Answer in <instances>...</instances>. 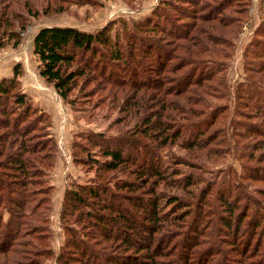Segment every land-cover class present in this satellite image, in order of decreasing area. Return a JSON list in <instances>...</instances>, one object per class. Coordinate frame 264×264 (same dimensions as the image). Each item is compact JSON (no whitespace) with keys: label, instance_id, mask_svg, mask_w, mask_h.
I'll return each mask as SVG.
<instances>
[{"label":"trees","instance_id":"1","mask_svg":"<svg viewBox=\"0 0 264 264\" xmlns=\"http://www.w3.org/2000/svg\"><path fill=\"white\" fill-rule=\"evenodd\" d=\"M239 1L223 0L222 4V0H183L181 5L168 0L165 5L182 19L197 21L194 26L170 27L166 12L155 7L149 21L124 24L129 43L119 34L111 39V28L107 27L85 32L55 25L41 27L35 33L32 43L39 75L52 84L64 102L75 105L70 95L77 78L87 73L96 90L107 93L111 103L119 101L118 93L126 86L133 93L119 105L124 115L115 121L118 128V121L126 122L122 126L124 135L110 138L74 133L72 159L93 168L95 177L85 183L72 180L63 191L60 219L65 241L54 258L56 264H264V199L259 194L264 186L258 184L264 183V165L252 152L254 147L261 148L262 142L242 143L248 134V126L242 122L244 114L234 120L235 141L230 150V155L242 163L243 172L222 161L210 178L184 174L179 167L207 171L208 167L194 168L191 163L211 151L212 165L216 164L230 149L221 139V147L216 150V138L211 137L216 124L224 125L227 116L228 109L221 103L230 93L223 74L226 60L222 59L233 42L223 39L222 32L215 29L226 27L235 37L240 19L230 15ZM11 2L13 6L19 4V0ZM209 4L212 6L207 8ZM20 8L25 13L1 11L0 46L9 42L17 46L31 17L59 11L52 5L40 11L30 0ZM146 29L176 38L174 53L169 49L163 62L157 58L156 63L146 64L143 56L151 52L149 41H142ZM259 31L263 36L264 22ZM259 43L248 51L251 61L264 57ZM180 49L182 52H178ZM175 54L176 63L171 62ZM109 64L120 69L128 64V70L140 78L127 85L125 77L110 76ZM182 64H189L190 69L184 82L170 85L171 75L182 70L184 66L177 69ZM251 71L263 74L264 62ZM151 73L155 75L152 80ZM22 74V66L16 64L12 76L0 80V264H45L44 259L51 257L52 238L49 215L53 186L48 177L58 146L49 115L22 92ZM255 81L249 77L246 83L264 90ZM237 95V104H244L248 110L244 113L254 115L264 126V93L241 90ZM211 99L214 102L210 105ZM133 113L138 117H132ZM207 114L210 121L202 120ZM128 121L131 124L127 126ZM37 126L44 136L41 142L31 134ZM250 128V134L264 135L257 122ZM79 140L84 142L79 144ZM174 145L175 150L167 148ZM159 147L167 148L168 153L163 154ZM172 190L180 194L172 195ZM89 238L104 249L98 251L87 243ZM115 249L126 257L107 253Z\"/></svg>","mask_w":264,"mask_h":264},{"label":"rangeland","instance_id":"2","mask_svg":"<svg viewBox=\"0 0 264 264\" xmlns=\"http://www.w3.org/2000/svg\"><path fill=\"white\" fill-rule=\"evenodd\" d=\"M167 1L168 0H62L57 2L55 0H30L31 3L40 8V11H42V9L47 5H52V8L56 7L59 9V11L51 10L45 15L41 14L40 12L38 17H31V22L29 23L26 30L22 32L21 42L17 46H12L11 42L0 46V80L3 77L12 76L13 68L16 64H20L22 66L23 74L20 77L22 92L29 96L28 88L31 87L33 88L34 92L41 90V93L44 94L43 98H40L42 100L41 106L43 107L41 109L45 111L50 117L51 133L55 137L56 144L58 146V154L54 161V168L51 170L49 176L50 183L53 186L52 210H50L51 212L49 215L52 238L50 243L51 257L44 259L45 264H56L54 258L61 253L63 246L62 244L65 241L64 231L62 230V222L60 219L61 200H59V197L62 199L63 193L61 194V192L64 191L63 187L65 189L66 185L72 180L79 183H85L88 181H93L95 177L93 168L88 167L87 165L82 166L81 164H77L72 159L71 144L73 136L75 135L74 133L79 131L82 132V135L84 136L93 133L110 138L124 135L123 132L126 129H122V126H124V124L126 125V122L120 118L122 121H118V128V125L115 124V121L118 117L124 115V113L119 111V105L123 102H127V97L133 93L132 90L126 86L125 90L118 93L120 95L119 101L111 103V99L108 97L107 93H102L96 90V83L89 80L87 73L86 76L77 78V84L70 95L71 98H75V105L68 104V101L64 102L57 95L56 91L52 87V84L46 82L39 75V62L36 55L33 53V36L41 27L45 26H71L85 32H93L97 29L107 27L111 28V39L114 40V37L119 34L120 39L124 38V41L126 43L128 41L129 43L127 38L128 35L125 36L123 32L124 24L127 23V25H129L132 21L139 23H142L143 21H149V18H153V11L155 7H160L161 10L166 12V19L169 22L170 27L176 26V29H181L182 26H178L177 24H193L194 26L197 21H193L192 19H182L178 13L165 5L164 2ZM169 1L176 4L183 2V0ZM23 2H26V0H19V4L13 6L11 0H0V14L1 11L3 12V10H20V12L25 13V11L21 10L20 8ZM221 3L223 4V0ZM223 5H226V1ZM185 6L186 8L191 7L187 5ZM209 6L212 5L209 4L206 7L209 8ZM233 7L231 8L232 12L230 16L240 19V27L238 28V32H236L235 37H232V30H229L228 32L226 27L217 26L215 29V31L222 32L221 34L224 35H221L223 39H229L230 41L233 40V42L232 46L227 47L225 50L227 57L222 59L226 60L222 64L225 67V69H223V74H225V80L230 93L228 99L221 103L225 104V108L228 109L227 116L225 117L224 115V118H226L223 121L225 122L224 125H222V123L219 125L216 124L217 126L215 128V133L211 135V137L216 138L215 143L213 144L216 150L221 147V139L224 143V146L227 145L230 149L225 151L226 155H224V158H220L219 162L216 164L212 165L211 158L213 152L211 151L205 154L203 159L193 162L194 164L191 163V166L194 168L208 167L209 170L207 171L203 170V172H201L195 169L191 170L184 165H180L179 167L181 171L184 172V174L191 172V174L196 175L199 173L204 178H210L212 176V172H214V167H217L221 161L225 166L230 165L231 167H234L236 170H238V173L243 172V168L241 166L242 163L239 162L234 157V155H230V150L235 141L234 120H239L238 115L240 113L244 114L242 122L248 126V134L246 135L247 138L242 140V143L253 141L254 143L256 142V144L257 142L260 144L262 142L261 148L254 147L252 152L255 154L254 156L256 158L258 157L261 159V162L264 165V135L250 134L251 125H256L257 122V125H259L261 129H264V126L262 125L263 123L258 121V118L256 119L254 115L244 113L248 112V110L244 108V104L241 103L240 106L237 104L238 91L257 90L264 93L263 89L254 88L251 85L249 87V84L246 83L250 77L254 80H257L254 83L264 86V84H262L264 83V73L260 75V73L254 74L253 72L255 70L251 71V68L259 67L260 64L264 62V57L254 58L253 61H251L249 59L250 56L248 55V51H251L253 45L257 42H260V45L262 43L261 50L264 51V35L261 36L259 31L260 25L262 22H264V0H240L238 3H236V6ZM208 12L206 11V14H208ZM161 25H163V23H161ZM142 33V41H149L148 43L150 45L148 46V49H151V52L146 57L143 56L144 59H146V64L148 63L149 65L151 62L152 64L156 63L157 58H159L160 62H163L168 54L167 51L169 49H171V53H174L175 37L170 38L164 33L158 32L154 33L147 31ZM258 33L260 35L259 38L256 37ZM144 35H146V38ZM200 36L204 39V41H207L206 43H208V40L204 34H200ZM219 38L220 36L218 39ZM178 39L181 38L178 37ZM136 48L138 59H140L142 55L139 53L138 43L136 44ZM178 52H182L181 49ZM203 54L205 55V53ZM177 57V54L172 55L171 58L173 59L171 62L176 63ZM188 65L189 64H182L179 66V68H177L181 69V67L184 66L182 70H179L177 73H173L171 75L169 80L173 81V84L170 85L176 86L184 82L185 74L190 70L187 67ZM109 67L110 76L112 75V78L125 77L128 81L127 85H130V81L135 79L139 80L140 78L136 75V73L130 72V70H128V64L121 66V69L114 67L111 64H109ZM140 71L141 70H139V72ZM220 75L222 74L217 76ZM150 76V80L155 78V75L152 73ZM143 90L144 89H141L140 92ZM147 92L149 94L152 93L150 90ZM213 102L214 99H211L210 105ZM73 108L76 109V111ZM240 108H242L243 111L240 110ZM208 110L211 111L210 108ZM132 117H138L137 113H133ZM209 118L210 116L207 114L202 120H207ZM194 122L198 123L199 121ZM130 124V121H128L127 126ZM45 132L49 133L50 131L49 129H46ZM0 133H2L1 130ZM31 134L38 142H41V140L44 139V136L39 131L38 126L36 130L31 132ZM78 142L80 144L84 141L79 140ZM171 147H173V149H170V147L167 148H169V150H175V148H177L176 145ZM167 148H160L163 154L168 153ZM141 149L143 150L142 145ZM92 151L95 152V149ZM156 152L158 153L159 151L156 150ZM183 153L184 151H182V154ZM90 158L94 160L93 157ZM99 159L100 158H98V160ZM202 161H207V163H203ZM56 164H60V169L58 171L55 167ZM116 175L117 173L113 174V176ZM258 184L264 186V183L258 182ZM259 191V194L264 199V187ZM173 192L174 193H171L172 195L180 194V192ZM165 206H167V204H165ZM244 232H246V229H244ZM244 232H242L241 238L243 237L242 235ZM87 243H91L94 247H96V249H98V251H102L104 249L103 245L95 246L91 239L90 242L87 241ZM111 243L112 242L110 241L106 244ZM107 253L112 254L113 256L118 255L120 258L126 257H122L124 253H119L118 249H115L114 251L108 250ZM2 254L3 253L0 252V259L3 257Z\"/></svg>","mask_w":264,"mask_h":264},{"label":"crops","instance_id":"3","mask_svg":"<svg viewBox=\"0 0 264 264\" xmlns=\"http://www.w3.org/2000/svg\"><path fill=\"white\" fill-rule=\"evenodd\" d=\"M28 94L31 97L32 101H34L40 108H43L41 106L42 105V100L40 98H43L44 94L41 93V90H39L37 92H34L33 88L30 87V88H28ZM55 167H56V170L58 171L60 169V164H56ZM63 190H64V187H63ZM62 193L63 192H61V194ZM59 200H61V197H59Z\"/></svg>","mask_w":264,"mask_h":264}]
</instances>
